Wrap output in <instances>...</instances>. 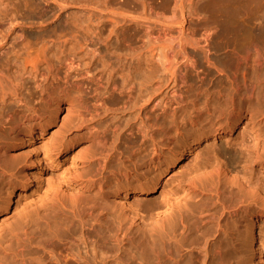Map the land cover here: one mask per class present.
I'll return each mask as SVG.
<instances>
[{"label": "bare ground", "instance_id": "6f19581e", "mask_svg": "<svg viewBox=\"0 0 264 264\" xmlns=\"http://www.w3.org/2000/svg\"><path fill=\"white\" fill-rule=\"evenodd\" d=\"M46 1L58 7H45ZM20 2L0 0V217L21 201L40 161L69 154L76 166L51 176L38 208L0 235V264H16L18 257L23 264L26 244L44 252L47 241L63 242L64 254L51 249L52 259L38 256L40 264H96L97 253L111 255L115 264H264L258 237V220L264 219V26L207 22L185 12L189 4L184 9L183 1L173 0L169 15L151 4L142 9L151 17L124 5L126 10L106 7L105 13L66 9L58 26L42 31L46 18H59L68 0H32L30 7L27 0L22 8ZM175 9L178 15H172ZM128 31L129 40L121 43L130 55H116L114 65L88 48L102 41L108 51L110 34ZM97 65L109 69V93L122 99V113L143 101L128 118L137 121L127 126V135L112 123L110 142L89 123L107 109L103 98L97 100L103 96L93 107L87 102L92 83L100 87L92 73ZM169 85L170 96L155 105L154 94ZM62 110L67 113L59 129L38 146ZM83 129L92 139L79 149ZM235 131L236 145L213 143L223 137L228 144ZM14 139L25 145L21 167L10 150ZM208 139L174 186L163 188L158 200L148 197L160 177L146 180L149 173L171 170ZM6 175L18 180L3 192ZM74 226L77 231H70Z\"/></svg>", "mask_w": 264, "mask_h": 264}, {"label": "rangeland", "instance_id": "374dc122", "mask_svg": "<svg viewBox=\"0 0 264 264\" xmlns=\"http://www.w3.org/2000/svg\"><path fill=\"white\" fill-rule=\"evenodd\" d=\"M14 2H20V0L18 1V0H13ZM25 1H27V0H23V2H22V0H21V2L20 3H16V4H21V5H18V7H24L25 5L27 6L28 5V3H29V5L30 6H32V4H30V2L32 1V0H28L29 2H27L25 5L24 4H22V3H24ZM94 1V7H95V9L93 8V3H91V0H76V2H75V0H71V1H69L68 0V4L66 3V5L67 6H65L63 9H62V14H61V16H59V18L58 17H56V18H54L53 20H51V19H49V17L48 18H46V20L48 21L47 22V24H46V26H44L42 29H40V30H47V29H49V28H51L52 26H54V25H56V26H58V23L59 22H62V20L64 19V14L66 13V9L68 10V11H80L81 9V11L83 12V11H85L86 9L88 10V9H90V10H92V11H95V12H100L101 10V12H103V13H105L106 12V9H104V8H108L107 9V11H111L112 10V8H114V9H116V10H118V9H120L121 10V8H123L122 10H124L125 8L127 9L128 7V9H130V10H136L137 9V7H138V9L135 11L136 13H137V11L139 12L140 10H141V12L145 15V13H147L146 14V16L149 14V16L152 14V12H147V11H145V10H142V9H144V8H147L146 6H150V4H151V6L153 7V8H155L156 10H157V8L158 9H161V11H163L164 13L166 12V14L167 15H169V9H172V8H174L173 6V4H174V2H173V0H164V2H162L163 0H159V1H155V0H152V2H151V0L150 1H148V0H142V1H144L143 3L145 4V6L143 5V3H142V1L141 0H128V1H130V2H128L127 0H115V2H113L114 0H93ZM104 1V2H103ZM109 1L110 3H107V2ZM117 1V2H116ZM138 1L140 2L141 1V3H138ZM147 1V2H146ZM155 1V2H154ZM171 1V2H170ZM183 1V2H182ZM188 0H186V1H184V0H180V2H182L183 3V5H184V9H185V6L186 5H188L189 7H188V9L189 8H191V11H189L188 9H186V10H184L185 12H192V11H194V12H196V13H198V15H199V17H203V15H204V17L205 18H207L208 20H206L207 22H211V23H215V24H218V25H222V26H224V25H226V24H230V22L231 23H233V24H238V25H261V26H264V0H190V1H188ZM46 2H47V4H46ZM46 2H44V4H46V5H44L45 7H51V8H54L53 6H56V5H54L53 3H51L50 4V1H46ZM49 2V3H48ZM65 2H66V0H65ZM72 2V3H71ZM75 4H74V3ZM78 2V3H77ZM90 3V5H91V7H86V6H88L89 5V3ZM98 2V3H97ZM101 2V3H100ZM134 2V3H133ZM148 3L149 2V4H146V3ZM151 2V3H150ZM162 2V3H161ZM166 2H169V3H167L168 4V6H167V4H166ZM173 2V4H170V3H172ZM180 2H177V5H178V3H180ZM184 2H186V3H184ZM192 2H194V3H192ZM78 5H77V4ZM100 3V4H99ZM107 3V4H106ZM157 3V4H156ZM49 4V5H48ZM70 4V5H69ZM109 4H111V5H109ZM122 6H121V5ZM129 4H131L130 6H129ZM136 4V5H135ZM158 4H160V7H159V5ZM165 4V5H164ZM170 4V5H169ZM28 5V7H30ZM51 5V6H50ZM82 5V6H81ZM98 5H101V9H97L96 10V8H97V6ZM116 5V6H115ZM120 5V6H119ZM123 5H124V7H123ZM139 5V6H138ZM143 5V6H142ZM158 5V6H157ZM164 5V6H163ZM177 5H175V8L176 7H178ZM71 6V7H70ZM74 6H76V7H74ZM102 6H104V7H102ZM140 6H142L143 8H140ZM165 6H167V7H165ZM215 6V7H214ZM56 7H58V6H56ZM55 7V8H56ZM77 7H79V8H77ZM81 7V8H80ZM135 7H136V9H135ZM162 7V8H161ZM167 9V11H166V9ZM169 7H171V8H169ZM92 8V9H91ZM98 8H100V6H98ZM103 8V9H102ZM109 8H111V10L109 9ZM134 8V9H133ZM163 8H164V10H163ZM194 8V9H193ZM214 8V9H213ZM84 9V10H83ZM113 9V10H114ZM125 9V10H126ZM178 9V8H177ZM177 9H175L174 11H172L171 10V13H172V15H174L178 10ZM217 9V10H216ZM89 10V11H90ZM115 10V11H116ZM169 10V11H168ZM177 10V11H176ZM160 11V10H159ZM176 11V12H175ZM65 12V13H64ZM141 12H139L138 14H140L141 15ZM179 12V11H178ZM216 12H218V14L219 15H217V13ZM220 12V13H219ZM64 13V14H63ZM170 13V14H171ZM200 13V14H199ZM142 14V15H143ZM177 15H178V13H176ZM187 14V13H186ZM211 14V15H210ZM215 14V15H214ZM201 15V16H200ZM62 16H63V19H62ZM104 16V15H103ZM103 16H101V18L103 17ZM149 16H147V17H149ZM176 16V15H175ZM213 16V17H212ZM216 16V19L214 18ZM217 16H218V19H217ZM220 16V17H219ZM151 17V16H150ZM193 18H194V16H192ZM211 17V18H210ZM104 18V17H103ZM102 18V19H103ZM50 21H49V20ZM106 19V18H105ZM105 19H103V21H106L107 19H108V17H107V19L105 20ZM38 20V19H37ZM99 20H101L100 18H99ZM33 21H35V18L33 19ZM102 21V20H101ZM191 22L192 23H194L195 22V20H191ZM219 22V23H218ZM129 24H125V25H127V28H132L133 27V23H130V22H128ZM131 24H132V26H131ZM224 24V25H223ZM49 27H48V26ZM124 25V26H125ZM130 25V26H129ZM109 26V25H108ZM106 27V29H107V31L106 30H104L103 31V33L104 34H102V36L104 37V35L106 36V33L108 32V28L109 27ZM47 28V29H46ZM33 31H36V30H32V32ZM143 33H144V31H143ZM114 35V36H113ZM119 36H123V34L121 35V34H118ZM118 35H115L114 33H111L110 34V44H111V47H109V50L107 51V50H105V48L104 47H102L103 46V43L101 44V42L102 41H99L100 42V44H99V42L98 43H95V45L94 44H92V45H89L88 46V48L89 49H92V48H96L95 49V55L97 54V55H100V58L101 59H107V60H109V61H111V65H114V64H112L113 63V61H115L116 60V58L117 57H121V58H123V57H126L127 58V56H129L130 55V53L128 54V51L124 48V46H123V42H124V39L125 38H129V35H130V31H128V33L127 34H124V36L122 37V40H121V37L119 38V39H117L119 36ZM143 35V34H142ZM113 36V37H112ZM116 36H118V37H116ZM262 37H264L263 35H261ZM125 37V38H124ZM144 40H147V37L146 36H144ZM125 40H127V39H125ZM129 40V39H128ZM127 40V41H128ZM123 41V42H122ZM122 42V43H121ZM109 44V45H110ZM99 47V48H98ZM104 48V49H103ZM110 48H111V51H110ZM98 50V51H97ZM142 50H144V49H142ZM105 52H106V54H105ZM109 52V53H108ZM113 52H115V53H113ZM125 52H127V53H125ZM124 53H125V55H124ZM0 54H1V50H0ZM81 54V53H80ZM108 54H110V55H108ZM128 54V55H127ZM96 55V56H97ZM105 55V56H104ZM115 55V56H114ZM116 55H117V57H116ZM127 55V56H126ZM83 57H85V59L86 60H88V58L90 57L91 58V56L90 55H88V54H84L83 55ZM88 57V58H87ZM99 57V56H98ZM111 59V60H110ZM104 68V69H103ZM94 68H92V70H93ZM107 70V71H106ZM107 72H109V69H107V68H105V67H103V66H98L97 65V67H95V69L93 70V72L92 73H94L96 76H99L100 78H101V80H100V78L98 77V79H99V81L98 80H95L96 81V84L97 85H99L100 84V87H97L95 84H94V82L92 83L93 85L91 86L92 88H90L91 89V91H89L90 92V94H89V92H87V102H88V106H91V107H93V104H94V102L96 101V97H101V96H103V97H101L100 99H98L97 98V100H101L102 98L106 101V106H107V109H108V107H110L109 108V111L107 110H100V111H98V112H100L99 113V115L100 116H98V115H95V116H93V121H91L90 122V120H89V123H93L92 125H94V124H96V125H94L95 126V128H97L96 130L98 131V133H100V131H101V133L100 134H104L105 133V135H103L104 137H106L105 139H107V141L108 142H110L111 140H112V138H114V134L111 132V128L115 125V126H119V127H117L116 128V130L117 131H119V133L118 134H123L122 135V137H124L125 135H127V126L129 125V124H131L132 122L133 123H135L136 121H137V118H135V119H132V120H134V121H132V120H129L128 118H131L132 116H135V112L137 113V111L139 110V106H140V104H141V102H143V101H140V102H138V103H136L137 105H138V108H137V105L135 106V105H133V107H131V105L129 104V106H130V108L128 107L126 110H124L123 109V113H122V110H120V109H122L121 108V101H122V99L117 95V93L116 92H113L112 94H110L109 93V91H110V80L108 81L107 79L108 78H106V76L108 75L107 74ZM216 75V74H215ZM102 76V77H101ZM104 80H106V81H104ZM100 81H103V82H100ZM100 82V83H99ZM108 82V83H107ZM101 85L103 86L104 85V87H101ZM93 86H95V89H94V87ZM107 86V87H106ZM109 87V88H108ZM169 87H170V85L168 86V87H163V89H161L160 91H158V92H156L154 95L155 96H153L154 97V100L152 101L155 105L162 99V98H166V97H169L170 96V94H169ZM106 88H108L107 90H106ZM102 93V94H101ZM104 93V94H103ZM111 96H110V95ZM162 97V98H161ZM94 99H95V101H94ZM155 101V102H154ZM90 103V104H89ZM93 103V104H92ZM92 104V105H91ZM146 104H148L149 106H150V103L149 102H146ZM90 108V107H89ZM114 108H116V109H114ZM119 110H118V109ZM91 109H93V108H91ZM135 109H138V110H135ZM116 110V111H115ZM101 111H103V112H101ZM104 111H106V112H104ZM66 110H62L60 113H59V116H58V118H57V121H55V122H53L49 127H48V129L46 130V132L41 136V137H39L38 139H37V141H36V144L38 145V146H41V144L43 143V141H46L47 140V138H49V136H50V134L51 133H53V132H55L56 130H58L59 129V127H60V125H61V123H62V118H63V116H65L66 115ZM105 113V114H104ZM120 113H121V115H120ZM134 114V115H133ZM121 118H120V117ZM96 117V118H95ZM126 119V123H125V120ZM129 120V122H128V120ZM92 120V119H91ZM67 121V119L65 120V122ZM117 122V123H116ZM128 122V123H127ZM114 125H113V124ZM132 123V124H133ZM118 124V125H117ZM125 124H127V125H125ZM112 125V126H111ZM125 125V126H124ZM109 126V127H108ZM105 128V129H104ZM119 128V129H118ZM102 130H104V131H102ZM105 130H106V132H105ZM126 130V131H125ZM80 131H82V135H81V132ZM79 132H80V134H78L77 135V140H78V145L76 146V148L78 147L79 149H81L80 147H82V149L86 146V147H88L91 143V139H92V136H91V134L90 133H88V132H86V130H80ZM117 131H116V133H117ZM78 132V131H77ZM86 134H85V133ZM103 132V133H102ZM111 134H110V133ZM237 132L235 131V132H233L232 134H231V138H233L232 139V141H230L228 144L226 143V139L225 138H221V137H219V138H217V139H215V142L213 141V143H215L216 145H218V146H220V147H222V148H224V147H226V146H228V145H236V142H237V140H238V135L236 134ZM87 134H88V136H87ZM113 134V135H112ZM81 135V136H80ZM83 136V137H82ZM237 136V137H236ZM91 139H90V138ZM225 139V140H224ZM235 139H237L236 141H235ZM121 140H122V138H121ZM211 139H208V140H202L199 144H197V145H195V147L192 149V151L191 152H189L187 155H185V157L182 159V161L181 162H179V163H177L171 170H169V171H166V172H163L162 171V169L159 171V172H157V174H155L154 172H151V173H149L148 175H147V177L145 178L146 180H148V179H150L151 177H154V176H156V175H159L160 174V177H159V179L157 180V183H156V190L154 191V193H152L151 195H149L148 197H150V198H152V200H158L159 198H160V193H161V191H162V189L163 188H169V187H172V186H174L175 185V183H176V180H175V178H178L179 177V175H181V173L183 172V171H185L192 163H194L196 160H198L199 158H200V156H201V154H202V152H203V149L205 148V146L207 145V143L209 144V142L208 141H210ZM212 141V140H211ZM210 141V142H211ZM6 142H7V140H6ZM12 143H11V147H10V150H11V152L13 153L12 155L13 156H16L18 159H20V161H19V163H18V165L17 166H20V165H22V162H23V156H24V153H25V145L24 144H21V141L19 140V139H14V140H12L11 141ZM107 142V143H108ZM90 143V144H89ZM175 143H176V141L175 142H172L171 143V146L174 148V147H176V145H175ZM89 144V145H88ZM80 146V147H79ZM74 159V160H73ZM72 160V161H71ZM75 158H73L72 156H70L69 154H67L66 156H59L58 157V159H57V161H40V163H39V165H38V167H35L34 169H33V173H34V175H35V178L32 180V183H31V186L29 187V189H27L25 192H24V194L23 195H20V198H21V201L19 202V203H14L13 205H12V207L3 215V216H1L0 217V235H7V234H9V231L12 229V228H14L15 226H17L18 225V223L22 220V218H23V216H24V214L25 213H33L34 211H35V209L36 208H38V205L40 204V202L42 201V199L44 198V195H45V190H46V185H47V183H46V181H48V180H50V179H52L53 177H54V175L56 174V176L55 177H57V176H60V175H65L64 173H62V172H64V171H66L65 173H68V170H69V168H70V171L72 170V168H74L75 166L73 165V164H75ZM73 163V164H72ZM73 165V166H72ZM21 167V166H20ZM69 167V168H68ZM68 168V169H67ZM62 171V172H61ZM59 173H60V175H59ZM58 174V175H57ZM154 174V175H153ZM51 176H53V177H51ZM157 177V176H156ZM18 180V177H15V176H12V177H7V175H6V178L3 180V182H2V184H1V188H3V192H5V188H7V185H9V183L10 184H15L16 183V181ZM144 180V179H143ZM18 196L16 195V198H17ZM112 197V196H111ZM117 198V197H116ZM118 199V198H117ZM41 200V201H40ZM116 200V199H115ZM24 213V214H23ZM263 220L264 219H259L258 220V222L260 223V225H259V227H258V237L259 238H263L262 240H264V222H263ZM75 226H77V225H75ZM71 227L70 228V231L72 230L73 232L75 231V229L78 227ZM69 231V230H68ZM76 231H77V229H76ZM70 233V232H69ZM248 234V233H247ZM262 235V236H261ZM258 238V239H259ZM261 240V239H260ZM29 248H27V246H23L24 247V251H26V252H24L25 253V255H27V256H25V257H23V258H25L24 260H27V261H25V262H23V264H40V261H42V260H45V259H47L46 261H48V260H51L52 258H51V254H52V250H54L55 252L54 253H56V254H62V253H60L59 252V250L60 251H62V250H64L63 248H64V244H63V242L62 243H60L59 242V244L57 243V242H52V241H47L46 243H45V249H44V252H42L43 250H42V248L40 247H36L35 245H30V244H26ZM108 248H109V251L111 250V248H112V250L114 249L113 248V244L112 245H110L109 243H108ZM63 247V248H62ZM111 247V248H110ZM26 248V249H25ZM29 249H31V250H29ZM40 249V250H39ZM52 249V250H51ZM37 250V251H36ZM50 250V251H49ZM111 250V251H112ZM43 254H45V255H42V253ZM63 252V254H64V251H62ZM28 253V254H27ZM30 253V254H29ZM34 253H36V254H34ZM40 254V255H39ZM33 255V256H32ZM100 255V256H99ZM36 256V259H34V257ZM38 256H39V258H40V261H39V258H38ZM43 256H44V258H43ZM92 256H96L95 257V259H96V264H99L101 261V263L100 264H110V263H113V264H115V261L114 260H112V257H111V255H107L108 257H105V256H102L101 254H98L97 253V255H92ZM98 256V257H97ZM248 256H249V254H248ZM50 257V258H49ZM70 257V256H69ZM69 257H67V258H65L67 261L69 260V261H72V259H69ZM105 257V258H104ZM124 257H125V259H128L127 258V255L126 254H124L123 255V259H124ZM28 258V259H27ZM247 258V257H246ZM245 258V259H246ZM18 259V260H17ZM38 259V260H37ZM42 259V260H41ZM20 260V261H19ZM34 260V261H33ZM13 261V260H12ZM12 261H11V263H12ZM38 263H37V262ZM116 261H118V260H116ZM73 262V261H72ZM130 262H131V264H134L135 263V261H132L131 259H130ZM13 263H16V264H22V262H21V259H20V257H18V258H16V260L13 262ZM43 263V262H42ZM50 262H47V263H45V264H49ZM50 264H52V262L50 263ZM116 264H118L117 262H116ZM136 264V263H135ZM246 264V263H245Z\"/></svg>", "mask_w": 264, "mask_h": 264}]
</instances>
